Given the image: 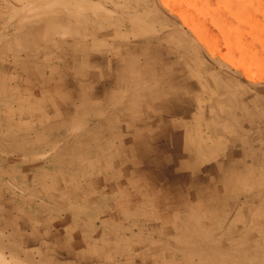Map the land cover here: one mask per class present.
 I'll return each mask as SVG.
<instances>
[{
	"label": "rangeland",
	"instance_id": "rangeland-1",
	"mask_svg": "<svg viewBox=\"0 0 264 264\" xmlns=\"http://www.w3.org/2000/svg\"><path fill=\"white\" fill-rule=\"evenodd\" d=\"M117 160L159 214L105 220ZM0 219V264L264 263V0H0Z\"/></svg>",
	"mask_w": 264,
	"mask_h": 264
},
{
	"label": "crops",
	"instance_id": "crops-1",
	"mask_svg": "<svg viewBox=\"0 0 264 264\" xmlns=\"http://www.w3.org/2000/svg\"><path fill=\"white\" fill-rule=\"evenodd\" d=\"M138 108L139 107H137V109ZM141 151H143L142 152L143 154L140 153V157L139 158H142L144 156V154H145L144 150H141ZM128 153H129L128 150H126V149L123 150V152L119 153V158H124L125 156L127 157ZM135 154H138V152L135 153ZM118 163L121 165L122 162L119 161V160L115 161V166L114 167H110L109 171L110 172L114 171V173H116V175L120 177V181L119 182H117L116 180H114L113 182L111 181V183H113L111 189L110 188L109 189H102L104 191H108V193L106 195H104V198L107 201V203H106L107 212L105 213V217H104L105 220H111V221H115V222L116 221H120L121 223H124V222H127V221H133V219L135 221H138L139 219H138L137 213H139L140 211H145V210H148V211H151V212L154 211L157 214L158 213V207H156V206H157L158 200L157 199L154 200V198L152 199L151 198V194H150V196L148 195L147 198H145V197L143 198V196H142L143 195V191L142 190L139 191L138 185H140V187H142L143 183H144L142 181V179H145V177L142 176L143 172H144L143 166H135V167L132 168L131 166L125 165V166H117L116 167V165ZM124 168L125 169L127 168L130 171H137L136 175H134L136 180L129 181L127 177H126V179L121 180L122 176L124 175L123 174V170H125ZM149 185L154 186V188L157 187V185H155L153 183H151ZM15 206H16V209H17L18 205H15ZM23 206L25 207V211L27 209L29 211V213L25 214L26 217H25V220H24V223H23L24 225H23V229H22L23 237L30 238L29 236H31V232H32V227H31L32 215H31V212H30L31 211L30 202L26 203V199H24L23 200ZM10 207H11V210L8 211V214H12V212L10 213V211H14L15 210V207L13 206L12 203H10ZM173 209H175V208H173ZM173 214H175V211H174ZM70 216H71V220L72 221L79 220L78 212H73L72 214H70ZM26 218H27V220H26ZM63 219H64V216H63ZM238 220H240V219H238ZM0 221H1V219H0ZM14 227H16V226H14ZM59 227L61 229H63L62 226L59 225ZM234 227H235L234 233L236 232L237 235H239V236H237V237L233 236L232 239H240V238L244 237L243 232L245 230H241L240 228H238L236 226H234ZM128 230H130V229H129L128 225L125 224V228L123 227L119 231V236L118 237L127 238L128 237V235H127V231ZM174 231H176V230H174ZM246 231H247L246 232L247 233L246 236L248 238V245L247 246H239L238 248H236V250L235 249L231 250V251H233V253H237L239 255H247L246 257L244 256L245 262L238 263V264H264V263H261V262H257V258H256V242H255V237H256L255 228L254 227H250V225H249V227L247 228ZM14 232L16 233V231H14ZM114 235H115V233H114ZM170 236L176 238L177 235L174 236L171 233ZM130 237H132V236H129V238ZM232 244L236 245V244H239V242H237L236 240H233ZM208 248H209L208 246H205L203 251H202L201 248H199V251H200L201 254H203V253L207 254L209 252L207 250ZM193 251H195V250L193 249ZM193 251H191V253H193ZM0 253H1V251H0ZM167 264H197V263H194V262L180 263L179 261H176L174 259V260H172L171 263L169 262ZM198 264H213V263L212 262H204L203 261V257H202V261L198 262Z\"/></svg>",
	"mask_w": 264,
	"mask_h": 264
}]
</instances>
